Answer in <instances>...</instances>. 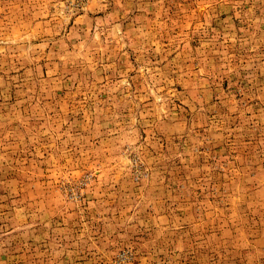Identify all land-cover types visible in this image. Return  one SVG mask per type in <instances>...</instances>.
I'll return each instance as SVG.
<instances>
[{
    "label": "rangeland",
    "instance_id": "1",
    "mask_svg": "<svg viewBox=\"0 0 264 264\" xmlns=\"http://www.w3.org/2000/svg\"><path fill=\"white\" fill-rule=\"evenodd\" d=\"M0 264H264V0H0Z\"/></svg>",
    "mask_w": 264,
    "mask_h": 264
}]
</instances>
